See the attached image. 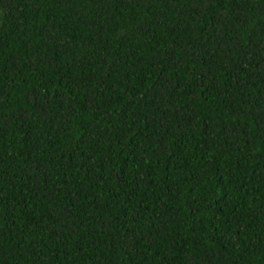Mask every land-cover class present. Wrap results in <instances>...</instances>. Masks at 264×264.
I'll use <instances>...</instances> for the list:
<instances>
[{
    "label": "trees",
    "instance_id": "1",
    "mask_svg": "<svg viewBox=\"0 0 264 264\" xmlns=\"http://www.w3.org/2000/svg\"><path fill=\"white\" fill-rule=\"evenodd\" d=\"M0 264H264V0H0Z\"/></svg>",
    "mask_w": 264,
    "mask_h": 264
}]
</instances>
